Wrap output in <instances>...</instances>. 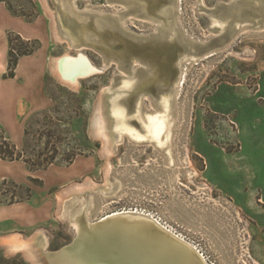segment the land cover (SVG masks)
<instances>
[{
	"label": "rangeland",
	"instance_id": "374dc122",
	"mask_svg": "<svg viewBox=\"0 0 264 264\" xmlns=\"http://www.w3.org/2000/svg\"><path fill=\"white\" fill-rule=\"evenodd\" d=\"M7 1L18 14H25L17 16L24 21L46 22L50 43L46 93L51 105L17 117L10 95L0 98V147L9 138L23 149L29 118L65 102L69 107H63L64 112L82 105L85 113L66 125L72 133L65 148L73 150L80 143L85 152L71 164L37 171H30L23 161L0 160V264H47L46 254L75 241L77 217L94 222L123 208L154 213L199 246L212 264H264V11L237 23L232 33L228 8L242 5L241 0L182 1V34L211 48L205 56L194 48L188 52L180 89L161 95L170 100L168 112L145 94L137 110L128 113L125 128L144 137L136 142L129 132L114 138L104 110L105 90L117 91L126 80L137 78L126 75L115 62L106 66L104 56L93 49L83 53L101 69L99 73L75 83L60 78V58L79 54L58 31V9L52 2L66 8L67 0ZM250 1L264 6V0ZM75 8L126 10L117 0H75ZM131 24L135 35H148L155 25L138 18ZM8 37L17 51L42 45L39 39L26 40L12 31ZM12 78L8 65L0 72V86ZM121 105L117 109L128 111ZM151 114H167L168 129L160 143L148 139L145 119ZM45 131L46 122L38 118L30 150L38 153L45 148L41 136ZM82 209L84 213L78 212ZM13 239L29 246L14 250ZM57 259L53 256L52 264H58Z\"/></svg>",
	"mask_w": 264,
	"mask_h": 264
},
{
	"label": "water",
	"instance_id": "95a60500",
	"mask_svg": "<svg viewBox=\"0 0 264 264\" xmlns=\"http://www.w3.org/2000/svg\"><path fill=\"white\" fill-rule=\"evenodd\" d=\"M49 1L52 2V0ZM155 1V4L151 5V0H117V2L123 4L126 10L110 13L94 10L78 11L75 8V0H67L66 8L52 2L58 9L56 20L59 34L69 42L72 48L79 50L77 56L65 55L60 58L59 72L62 78L75 83L80 78L99 73L101 69L96 67L89 57L83 53L85 49H93L104 56L106 66L111 62H115L126 75H133L137 78L133 83L132 90L127 92L120 100L128 107L127 113L137 110L139 102L145 94L154 98L159 106H163L164 98L161 95L167 91L172 94L181 87L184 62L190 60L188 52L194 48L198 54L205 56L211 47L206 48L200 43H193L192 40L182 34L179 15L183 0ZM241 1L242 5L233 3L228 8V10H231L229 24L232 29L230 32L237 30V23L250 20L252 16L264 11V6H255L250 0ZM132 18L147 20L155 24L153 32L148 35L133 34L130 31V27L135 28L131 24ZM231 36L229 37L230 40ZM227 40L229 41V39ZM79 55L86 56L95 70L82 75L75 71H64L62 64ZM117 91H113V87L105 90L107 99L105 101L104 116L112 122L115 121V118L112 114L113 103L110 99ZM139 116L138 114L136 117ZM136 123L140 124V122ZM109 129L108 132L112 133L114 138H117L118 133L113 130V123L108 127ZM80 211L85 212L83 209L78 212ZM139 212L142 211H136L135 209H127L125 212L111 211L103 214L94 222L87 221L85 216L82 217L80 219V230L76 231L75 229V241L59 252L46 254V257H49L47 264H52L53 256L58 258V264H88L81 252L87 247L92 238L96 239L98 237L101 228L110 225L113 219L122 215L131 216ZM144 213H141V215L146 216ZM130 235L137 238L140 233L131 231ZM157 248L148 246L141 247L140 250L146 257L153 258L159 255ZM98 264L107 263L102 261Z\"/></svg>",
	"mask_w": 264,
	"mask_h": 264
},
{
	"label": "bare ground",
	"instance_id": "6f19581e",
	"mask_svg": "<svg viewBox=\"0 0 264 264\" xmlns=\"http://www.w3.org/2000/svg\"><path fill=\"white\" fill-rule=\"evenodd\" d=\"M70 60L62 64L64 71H75L82 75L95 70L89 59L84 55H79ZM59 67L58 61V70ZM59 75L63 81L70 82L62 78L60 72ZM184 79L185 76L183 74L181 84L184 82ZM133 83L134 82L126 80L115 93V97L112 99V114L115 121H110L109 124L111 126L113 123V130L121 137L125 132H129L130 137L136 136L135 139L132 138L134 141L142 142L143 140H139L142 137L141 135V137H139L134 130L130 131V128L128 129L124 126L126 122H130L127 118V110L117 109L119 106H122L120 102L121 98L132 90ZM163 108H165L167 112L170 110L171 104L168 98L163 100ZM165 116H167V114H165ZM165 116H153L151 114L150 117L145 119L146 125L148 124L147 131L150 134L148 139L152 138V141L155 140L159 143L162 141L168 129V120L165 119ZM161 118L164 119L161 120ZM118 124H123L124 127L116 129ZM165 143L166 142H164V144ZM126 210V208H123L115 212H125ZM138 210L139 209L136 211ZM144 212L145 211H142L141 213ZM141 213L139 212L131 216L126 214L122 215L118 217L119 219H113L110 225L101 228L98 237L96 239L92 238L87 244V247L81 252L88 264H98L102 261L107 264H212V262H208L205 252H203L199 246L189 242L184 235L175 231L173 227H170L167 223H163V221L161 223L162 219L160 217H157L151 212L144 213L146 216L141 215ZM81 218L77 217L75 219L76 231H79L81 228ZM131 231L140 233V236L136 238L130 235ZM28 246L27 243L21 242L20 240L13 239L11 242V247L14 250H20L22 248L27 249ZM148 246L158 247L157 251L159 255L153 258L146 257L140 248Z\"/></svg>",
	"mask_w": 264,
	"mask_h": 264
},
{
	"label": "crops",
	"instance_id": "0c3cea01",
	"mask_svg": "<svg viewBox=\"0 0 264 264\" xmlns=\"http://www.w3.org/2000/svg\"><path fill=\"white\" fill-rule=\"evenodd\" d=\"M0 22V72L9 65L11 48L8 32H15L26 40L39 39L42 44L33 54L20 58L12 82L0 86V98L10 95L17 108L13 116L17 117L49 108L51 104L46 93V73L50 43L46 39V22L41 18L32 23L26 22L22 17L12 15L3 3H0ZM14 137L18 142V131Z\"/></svg>",
	"mask_w": 264,
	"mask_h": 264
},
{
	"label": "trees",
	"instance_id": "16d2710c",
	"mask_svg": "<svg viewBox=\"0 0 264 264\" xmlns=\"http://www.w3.org/2000/svg\"><path fill=\"white\" fill-rule=\"evenodd\" d=\"M0 1L7 4L9 11L12 12L13 15L25 16V14H18L7 0ZM9 41L11 44L9 60L10 77H14L19 59L23 56L33 54L41 45L33 47L30 50L19 48L17 51L14 48L12 37H10ZM61 104L62 107L56 105L51 110L36 112L29 118L25 127L23 149H19L9 138H5L3 145L0 147V160L11 162L23 161L27 164L30 171H37L46 170L54 164H71L78 155L83 154L85 151L80 143L77 144L73 150L65 148V146L69 145L70 135L72 133L71 128L66 125L84 118L85 113L82 111L84 107L79 105V108L75 111L67 110L68 112H64L62 108L69 107V104L65 102H61ZM38 118H43L46 122V131L41 133V136L43 139L45 138L46 141L44 143L45 148L36 153L33 149L30 150L31 146L29 140L31 136L34 135L32 133L33 123Z\"/></svg>",
	"mask_w": 264,
	"mask_h": 264
}]
</instances>
